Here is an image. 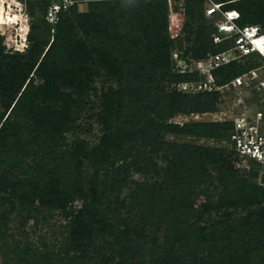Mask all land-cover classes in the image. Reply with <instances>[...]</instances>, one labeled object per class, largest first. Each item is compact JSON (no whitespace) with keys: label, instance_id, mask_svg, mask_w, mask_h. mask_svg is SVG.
I'll return each instance as SVG.
<instances>
[{"label":"trees","instance_id":"obj_1","mask_svg":"<svg viewBox=\"0 0 264 264\" xmlns=\"http://www.w3.org/2000/svg\"><path fill=\"white\" fill-rule=\"evenodd\" d=\"M232 1L225 8L240 11V24L260 25L262 0ZM107 2H93L90 12L79 16L83 37L71 25L61 31L43 59L35 61L37 71L44 73L43 83L31 81L19 100L29 101L23 124L11 119L18 109L7 115L3 108L15 85L25 78V65L12 62L0 45V86L5 79L8 82L0 87L4 117L0 125V264H264V185L249 181L257 177L255 169L248 171L249 176L239 175L229 165L232 156L222 149L164 140L165 132L193 126L172 124L168 118L182 112L181 95L187 94L176 90L177 83L198 80L190 78L194 72L175 71L173 52L191 63L208 57L209 52L227 51L232 39L214 42L218 31L215 19L206 16L205 0H185L184 25L176 37L169 33L167 0H116L133 4L130 9L108 12L100 9ZM196 15L202 24L190 39L184 34H191L190 18ZM186 40L193 44L188 47ZM87 56L113 69L119 83L93 105L92 116L99 125L93 145L80 135L92 132L93 123H77L71 116L73 104L76 109L84 107L83 94L77 93L76 98L61 92L64 85L81 92L87 87L79 59ZM243 57L254 63L242 67L235 59L213 71L218 85L230 83L262 62L258 52ZM166 83L177 93L167 92ZM41 98L51 105L41 107ZM194 126H202L207 136L212 134L209 124ZM220 127L219 135L230 129L231 142L233 121ZM67 131H73L74 140L62 148L60 140ZM49 153L55 156L47 162ZM160 153L166 167L155 162ZM157 166L155 173L162 178L146 180ZM134 174L145 180L135 179ZM123 188L127 193L120 198ZM169 190L176 196L169 199ZM77 200L81 205L75 204ZM40 209L59 210L69 218L65 246L39 248L11 233L14 214L38 223ZM213 212L218 217L212 218ZM145 217L148 225H154V220L165 224L163 242L147 232Z\"/></svg>","mask_w":264,"mask_h":264},{"label":"rangeland","instance_id":"obj_2","mask_svg":"<svg viewBox=\"0 0 264 264\" xmlns=\"http://www.w3.org/2000/svg\"><path fill=\"white\" fill-rule=\"evenodd\" d=\"M17 1L18 2L13 1L12 4L9 2L5 3L3 0H0V45L5 48L4 53L9 56L12 62H20L25 65V78L19 80V84L15 85V90L11 98H9V102L5 104L3 109H7V115L12 112V109H18L15 111V113L12 112L10 114L11 119L15 123L23 124L30 111L28 109L29 101L26 100L22 103H19V100L25 95L24 92L27 88H29V83L31 81H33L34 85L43 83L44 73L42 70L40 72L37 71V65L35 64V61H41L46 52L50 49L51 45L56 41L61 31H68L71 25L75 26V32L77 35L83 37V30L79 28V25H81L79 16L84 13H89L92 3L97 1L77 0V3L71 9V11L64 16L63 23L60 25V27H51L45 22V9L48 0ZM262 3L264 4V0H262ZM10 4H12V8H9ZM132 4L133 3L131 2L118 3L115 1H110L107 2L106 5H100V9L107 12L110 8L130 9ZM183 10L185 11V7ZM258 17H260L262 21L259 22V24L264 27V9L259 11ZM190 20V30L194 33L191 32V34L186 33L184 35L185 37L188 35L190 39H194L195 33L199 30L202 22L198 19L197 15L195 18H190ZM185 43L188 47L193 44V42H189L187 40ZM116 50L113 47L114 57L115 53L117 56ZM175 53L176 51L173 52L174 58ZM208 54L210 55L211 52ZM76 56L79 55L76 54ZM79 59L82 62V67H84L82 76L84 79H87V87L81 92V90L75 86L64 85L63 87L61 86V92L66 93V95L72 94V96L76 98L77 93L83 94V99L86 102L84 107L82 106L80 109H76V106L73 104V106L70 108L71 116L76 120L77 123H87V121L93 123L94 130L92 132H82L80 134L81 138L87 141L89 145H93V143L98 140L97 137L99 135V125L97 124L96 119H93L92 116L94 112L93 105L99 104L100 97L109 91L111 87L118 88L119 83L117 77L112 75L113 69L104 67L101 62H98V60L96 61L95 59H92L88 56L85 57V59L83 57H80ZM121 59H123V57H121ZM239 62L242 67H247L254 63V61L248 57L239 58ZM182 65H184L183 67L186 68L182 60L179 62L176 61L175 71L179 72L181 69L179 66ZM193 69L195 70V74L190 77L191 79L204 78L203 74L197 72L195 64L193 65ZM61 73L62 74L59 75V78L61 83H63L65 77L64 70H61ZM7 85L8 82L7 79H5L4 85L0 87L2 89L3 86L6 87ZM175 88L176 90L181 91L177 85ZM176 90L172 87L171 83H166L167 92L177 93ZM182 92L187 93L181 95L184 96L180 99L183 103L182 112H176L172 117L168 118V122L172 124H178L180 126H193L188 127L180 132H165L164 140L172 144L222 149L232 156V160L229 165H232L235 169H238L239 175L249 176L248 171L255 169L257 172V177L250 178L249 181L251 183L260 184L261 176L259 168L256 166V164L252 162L241 161L232 148L229 138L230 129L223 130L221 135H219V128H221L220 126L224 122L229 123L235 115L241 113V107L240 104H238L240 103L239 99L243 97L244 100L251 106L255 105L258 103L257 101H259L256 93L247 91L242 87H235L233 85L225 87L217 96L206 94L198 95L200 92L197 91ZM39 104L41 107L47 108L51 105V102L45 100V98H41ZM57 105L59 108H61L63 103L59 102ZM78 110L80 112H78ZM2 117L3 116L0 114V125L4 120V117ZM198 124H209L211 126L210 130L212 134H210V136L205 135L202 132V126H194ZM23 131L24 129L19 130L20 133H23ZM74 135L75 134L73 131H67L64 134V137L60 140L62 148H65L68 144L73 142ZM53 156H55L53 153H49L46 158L47 162L49 161L50 157ZM160 157H162V153L159 154V157L155 158V162L166 167L165 160L161 159ZM155 169L158 170V166L157 168L152 167V172L147 175L146 180L153 182L154 180L156 181L157 179L160 180L162 178V176L160 178V176L155 173ZM134 177L139 181L145 180L140 174H134ZM173 191L174 190L167 191L169 199L176 196L172 193ZM126 193L127 189L123 188V191L119 192L120 198H122ZM81 203V200H77L75 202L77 206L81 205ZM127 207V211L130 210L133 212L131 209H129V206ZM133 213L137 217L135 210ZM242 213L246 214V211ZM217 215L218 214L213 212L212 218L218 217ZM36 216L38 217V223H36L33 218L26 219V217L22 218L17 214L12 216L15 220L13 219L10 222V231L11 233L15 234L16 239L25 243L28 242L35 247L44 249H58L59 247L65 246L69 238V230L67 227L69 218L59 210L48 209H40ZM144 219L146 220L145 226L147 232L163 242L166 235L165 224L162 223L159 225V221L154 220V225H148L149 218L145 217Z\"/></svg>","mask_w":264,"mask_h":264},{"label":"built area","instance_id":"obj_3","mask_svg":"<svg viewBox=\"0 0 264 264\" xmlns=\"http://www.w3.org/2000/svg\"><path fill=\"white\" fill-rule=\"evenodd\" d=\"M167 1L169 4V33L171 37H176L182 33L184 25L185 0ZM231 2L233 1L205 0V11L207 17L215 19L218 32L214 34V42L220 43L225 39H232V47L225 52L212 54L204 59L191 60V63L180 58L179 53L176 52V61L182 60L186 67L179 66L181 68L179 72H195L193 69L195 64L197 72L204 75L202 79L180 82L177 86L181 91L213 92L222 91L225 87L233 85L256 93L259 101L255 105L251 106L243 97L239 99L241 113L231 119L234 123L231 144L241 161L256 164L261 176L260 184L264 185V50L259 46V42H264V29L258 24H240V11L225 8ZM76 3L77 0H52L47 6L46 22L52 27L57 26L61 15ZM233 11L237 12L238 16L232 17L230 13ZM253 52H258L262 56V62L258 66L236 76L228 84L223 86L217 84L213 74L215 69Z\"/></svg>","mask_w":264,"mask_h":264},{"label":"bare ground","instance_id":"obj_4","mask_svg":"<svg viewBox=\"0 0 264 264\" xmlns=\"http://www.w3.org/2000/svg\"><path fill=\"white\" fill-rule=\"evenodd\" d=\"M5 3H12L13 1L14 2H18L17 0H3ZM13 4V3H12ZM12 4H10L9 5V8H12ZM23 22V21H22ZM28 22V21H27ZM26 23V22H25ZM24 27V26H23ZM26 28V27H25ZM27 28H28V26H27ZM23 32H24V30H23ZM259 46L264 50V42L262 41V42H259Z\"/></svg>","mask_w":264,"mask_h":264},{"label":"snow or ice","instance_id":"obj_5","mask_svg":"<svg viewBox=\"0 0 264 264\" xmlns=\"http://www.w3.org/2000/svg\"><path fill=\"white\" fill-rule=\"evenodd\" d=\"M230 15H231L232 17H236V16H238V13L235 12V11H233V12L230 13Z\"/></svg>","mask_w":264,"mask_h":264}]
</instances>
